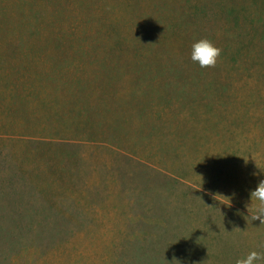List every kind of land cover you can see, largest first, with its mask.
Here are the masks:
<instances>
[{
  "label": "rangeland",
  "instance_id": "374dc122",
  "mask_svg": "<svg viewBox=\"0 0 264 264\" xmlns=\"http://www.w3.org/2000/svg\"><path fill=\"white\" fill-rule=\"evenodd\" d=\"M260 180L264 0H0V264L264 257Z\"/></svg>",
  "mask_w": 264,
  "mask_h": 264
},
{
  "label": "clouds",
  "instance_id": "9594fccd",
  "mask_svg": "<svg viewBox=\"0 0 264 264\" xmlns=\"http://www.w3.org/2000/svg\"><path fill=\"white\" fill-rule=\"evenodd\" d=\"M222 49L217 47L211 40L202 38L192 45L191 59L198 62L201 68L215 67ZM251 201H259L256 214L251 215V220H260L264 224V180H260L257 187L251 191ZM264 259L261 253L251 251L246 257L237 259L235 264H256L257 261Z\"/></svg>",
  "mask_w": 264,
  "mask_h": 264
}]
</instances>
